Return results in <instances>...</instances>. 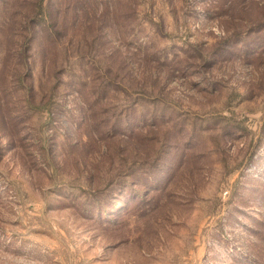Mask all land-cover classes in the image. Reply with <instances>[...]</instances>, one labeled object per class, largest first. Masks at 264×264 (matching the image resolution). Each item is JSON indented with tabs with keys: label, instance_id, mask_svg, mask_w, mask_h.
<instances>
[{
	"label": "rangeland",
	"instance_id": "rangeland-1",
	"mask_svg": "<svg viewBox=\"0 0 264 264\" xmlns=\"http://www.w3.org/2000/svg\"><path fill=\"white\" fill-rule=\"evenodd\" d=\"M0 264H264V0H0Z\"/></svg>",
	"mask_w": 264,
	"mask_h": 264
},
{
	"label": "trees",
	"instance_id": "trees-1",
	"mask_svg": "<svg viewBox=\"0 0 264 264\" xmlns=\"http://www.w3.org/2000/svg\"><path fill=\"white\" fill-rule=\"evenodd\" d=\"M43 1H44V0H40V7H42Z\"/></svg>",
	"mask_w": 264,
	"mask_h": 264
}]
</instances>
